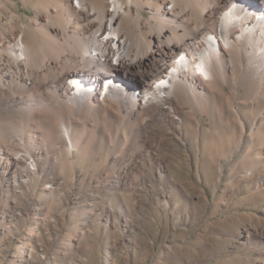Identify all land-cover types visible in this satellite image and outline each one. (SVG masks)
Wrapping results in <instances>:
<instances>
[{"label": "bare ground", "instance_id": "1", "mask_svg": "<svg viewBox=\"0 0 264 264\" xmlns=\"http://www.w3.org/2000/svg\"><path fill=\"white\" fill-rule=\"evenodd\" d=\"M22 2L39 38L0 9V256L76 264L99 221L133 233L180 199L212 212L189 264L200 249L264 264V0ZM174 151L195 166L190 187L172 174ZM66 215L74 225L53 245Z\"/></svg>", "mask_w": 264, "mask_h": 264}, {"label": "rangeland", "instance_id": "2", "mask_svg": "<svg viewBox=\"0 0 264 264\" xmlns=\"http://www.w3.org/2000/svg\"><path fill=\"white\" fill-rule=\"evenodd\" d=\"M45 1L51 5L55 0ZM2 8H7L15 17L17 16L16 18H18L19 21L23 20L21 21V24H27L26 31L28 30L29 35H34L37 38L40 37L38 31H36V25L34 23L35 10L33 7H26L23 5L22 0H0V9ZM51 8L54 9L53 5H51ZM143 10L144 15L149 16L148 12H146L148 9L143 8ZM96 95L98 96L97 93ZM179 154L180 153L178 151H174L175 156L173 153L170 154L173 159V162L171 161L172 174H174L175 177H178L183 182L184 186L190 187L189 181L186 180V178H189L187 177L189 174L188 169L189 167L193 168L195 166L189 165L187 168L185 165H183L184 168L178 166L177 162H180L184 157L183 154ZM97 167L99 168L100 165L98 164ZM107 168L110 169V167ZM144 171L145 173L150 172V170L147 171V169H144ZM203 171H206V174L209 172L208 169H203ZM205 173L203 174L204 176L201 177V183L211 199L210 190L203 182V178H208L211 173H209L208 176L205 175ZM78 176L80 177L81 174ZM196 194H198V191H195L194 195ZM201 205L203 204L201 203L197 205V209L194 212L192 211L190 205L182 203L180 199L175 202L173 207H167L164 209L161 205L159 206L160 210L157 212L156 218L151 219L152 221L148 220V217L136 218V222L134 221L135 231L133 233H131L130 229L125 230L122 227L119 229L120 233L113 232V227L105 230L103 228L105 223L99 221L94 233L92 231L90 235L80 238L79 241L82 251L80 249V251L75 254V260L72 262H75L76 264H150L161 259L160 262L162 264H180L181 260H185V262H188L189 264L192 252L191 250L193 249L195 242L200 240V238H203V236H210L208 223L209 215L211 216L210 213L212 212L211 209L204 206L200 207L201 210L198 211V208ZM152 206L155 207V205ZM256 209L258 211H264V206L258 205ZM240 212L242 211L240 210ZM185 214L187 217H185ZM74 222L75 220H73V218L68 215L65 216L63 226L57 229L58 232L53 231L51 234L52 241L57 239L53 245L62 240V238H65L68 228H71L74 225ZM82 222L83 221H80L81 224H83ZM16 224L19 225V228L22 226L21 224L24 223L20 222ZM24 225L26 226V224ZM0 236H2L1 233ZM20 236L21 230H14L13 237L9 239L11 240L12 245H14L17 238ZM54 247L55 246L52 248ZM12 250L13 249L11 248L1 254L0 264H12ZM209 253V249L208 251H204L203 249L199 250L200 258L202 259L200 264H221L222 261H226L228 259V255L226 253H219V255ZM53 257L54 255L52 252H48L46 254L47 260L52 261ZM242 257H244V254L240 255L241 259ZM240 263L242 264L243 262H237V264ZM53 264H61V261L57 260L56 262H53Z\"/></svg>", "mask_w": 264, "mask_h": 264}, {"label": "built area", "instance_id": "3", "mask_svg": "<svg viewBox=\"0 0 264 264\" xmlns=\"http://www.w3.org/2000/svg\"><path fill=\"white\" fill-rule=\"evenodd\" d=\"M90 73H92V77H94L96 80H98L99 78H100V75L99 74H97V72H95V71H93V72H90ZM76 79V82L77 81H79L80 83H82V81H85L83 78H81V77H76L75 78ZM126 85H125V88H126V86H127V83H125ZM83 88L84 87H82V86H80V90H82L83 92H91L90 90H88V89H84L83 90ZM73 92V91H72ZM99 93V96H98V98L99 99H103V98H105L106 97V95H107V93H105L104 92V86H103V84H102V89L98 92ZM81 96H83V94H81ZM84 97V96H83Z\"/></svg>", "mask_w": 264, "mask_h": 264}]
</instances>
